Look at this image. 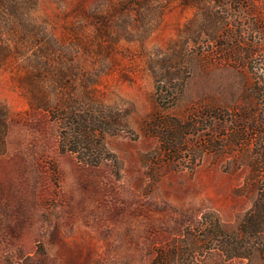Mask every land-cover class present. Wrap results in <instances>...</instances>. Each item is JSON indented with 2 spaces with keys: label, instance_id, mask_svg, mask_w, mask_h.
<instances>
[{
  "label": "rangeland",
  "instance_id": "obj_1",
  "mask_svg": "<svg viewBox=\"0 0 264 264\" xmlns=\"http://www.w3.org/2000/svg\"><path fill=\"white\" fill-rule=\"evenodd\" d=\"M6 1L21 18L2 12L0 24L12 48L0 60V264H148L188 243L204 212L236 227L254 169L264 175V0ZM164 64L184 82L170 109L154 96ZM70 104L121 111L120 133L104 138L115 162L92 167L60 150L50 109ZM210 106L230 117L204 119L194 142L207 148L167 162L154 118ZM197 259L264 264L260 252Z\"/></svg>",
  "mask_w": 264,
  "mask_h": 264
},
{
  "label": "trees",
  "instance_id": "obj_2",
  "mask_svg": "<svg viewBox=\"0 0 264 264\" xmlns=\"http://www.w3.org/2000/svg\"><path fill=\"white\" fill-rule=\"evenodd\" d=\"M216 4H223V0H213ZM2 1L0 5V24L2 17L7 13L9 20L21 18V11L17 3ZM4 9V10H3ZM2 12L4 14H2ZM0 26V60L12 52L11 45L1 40ZM169 71L156 78L155 100L164 109L175 106L183 93L184 82L179 77L178 71L174 72L170 65L164 68ZM181 80V81H180ZM44 110L49 107L44 105ZM216 106L194 109L187 119L175 115L154 118L150 124L152 135L160 143V149L167 162L177 165L182 160V155L195 160L206 147H198L194 140L202 136L200 127L205 118L216 119L230 114ZM50 118L58 126V146L62 152L74 154L76 159L83 164L96 167L104 163L115 162V155L106 147V135H116L120 132L115 128V123L124 120L121 111L108 112L104 108L90 106L87 108L74 107L71 104L64 107L50 109ZM6 118L7 111L0 103V154L6 149ZM209 125L207 129H213ZM210 136V135H208ZM256 176V195L251 207L243 214L233 229L228 228L212 211L204 212L198 222L186 228L188 243L174 240L171 247L160 251L148 264H168L174 261L177 264H200L197 255L207 260L212 255L224 259L246 258L249 259L255 252L264 254V175L261 169H254Z\"/></svg>",
  "mask_w": 264,
  "mask_h": 264
}]
</instances>
